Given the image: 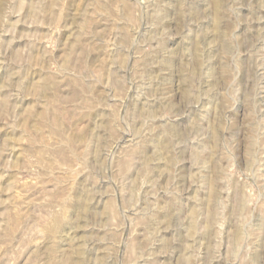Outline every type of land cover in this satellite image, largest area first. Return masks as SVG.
<instances>
[{
	"label": "rangeland",
	"instance_id": "1",
	"mask_svg": "<svg viewBox=\"0 0 264 264\" xmlns=\"http://www.w3.org/2000/svg\"><path fill=\"white\" fill-rule=\"evenodd\" d=\"M0 264H264V0H0Z\"/></svg>",
	"mask_w": 264,
	"mask_h": 264
}]
</instances>
